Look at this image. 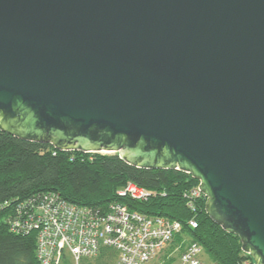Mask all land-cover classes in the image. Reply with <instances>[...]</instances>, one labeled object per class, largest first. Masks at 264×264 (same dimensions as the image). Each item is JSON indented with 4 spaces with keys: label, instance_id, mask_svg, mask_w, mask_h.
Returning <instances> with one entry per match:
<instances>
[{
    "label": "water",
    "instance_id": "1",
    "mask_svg": "<svg viewBox=\"0 0 264 264\" xmlns=\"http://www.w3.org/2000/svg\"><path fill=\"white\" fill-rule=\"evenodd\" d=\"M0 131L190 174L264 264V0H0Z\"/></svg>",
    "mask_w": 264,
    "mask_h": 264
},
{
    "label": "trees",
    "instance_id": "2",
    "mask_svg": "<svg viewBox=\"0 0 264 264\" xmlns=\"http://www.w3.org/2000/svg\"><path fill=\"white\" fill-rule=\"evenodd\" d=\"M130 182L151 191L152 197L144 202L119 196L118 191ZM198 185L190 174L179 170L137 168L116 153L62 152L50 144L24 141L0 131V206L48 192L72 204L104 210L111 203H122L132 211L183 224L167 254L178 246L180 253L187 244L198 243L215 264H255L243 252L240 238L210 219L205 196L195 198L194 209L190 208L185 194ZM10 208L0 211V264H39L37 234L11 232L5 219ZM192 219L197 221L196 228L188 224ZM117 257L115 249L102 247L94 262L86 259L81 264H115Z\"/></svg>",
    "mask_w": 264,
    "mask_h": 264
},
{
    "label": "built area",
    "instance_id": "3",
    "mask_svg": "<svg viewBox=\"0 0 264 264\" xmlns=\"http://www.w3.org/2000/svg\"><path fill=\"white\" fill-rule=\"evenodd\" d=\"M117 194L144 202L153 195L132 182ZM202 195L199 185L185 194L190 208L194 209L195 198ZM8 208L5 219L11 232L37 234L39 264H81L96 258L102 247L117 251L115 264H215L202 259L205 252L198 243L187 244L180 253L177 247L167 254L183 224L132 211L122 203H111L104 210L72 204L48 192L22 202L6 201L0 211ZM188 224L198 226L195 219Z\"/></svg>",
    "mask_w": 264,
    "mask_h": 264
},
{
    "label": "rangeland",
    "instance_id": "4",
    "mask_svg": "<svg viewBox=\"0 0 264 264\" xmlns=\"http://www.w3.org/2000/svg\"><path fill=\"white\" fill-rule=\"evenodd\" d=\"M103 154H107V153H103ZM188 238V237H187ZM179 247V246H178ZM178 252V251H177ZM176 252V253H177ZM202 259H204V261H209V258H208V256L206 255V254H203V256H202ZM92 261V260H91ZM95 261V259H93V262ZM72 264V263H71Z\"/></svg>",
    "mask_w": 264,
    "mask_h": 264
}]
</instances>
